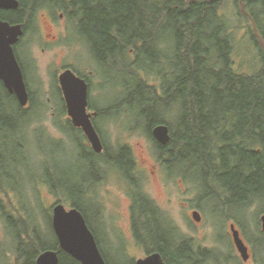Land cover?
Instances as JSON below:
<instances>
[{
	"label": "trees",
	"instance_id": "16d2710c",
	"mask_svg": "<svg viewBox=\"0 0 264 264\" xmlns=\"http://www.w3.org/2000/svg\"><path fill=\"white\" fill-rule=\"evenodd\" d=\"M17 1L16 10L0 9L2 21L21 24L25 33L27 23L41 11L46 9L51 14L59 11L77 29L99 69L126 70L132 87H128V94L118 107L139 111L155 154L167 172L170 173L173 164L189 160L192 170L199 175L196 182L208 191L203 199H214L218 209L223 210L224 220L231 217L245 221L237 213L248 214L247 210L252 207L256 208L255 215H264V11L256 10L264 8V0H239L253 24L249 31L258 68L252 75L234 71L232 56L236 43L233 30L219 14L222 0ZM167 40L172 42L174 82L166 81L159 91L156 84L147 82L145 71L160 74V65L165 68L170 64L169 57L164 54ZM130 54L134 55L131 60L128 59ZM143 55L147 64L141 61ZM164 72V77L171 75L169 70L164 69ZM57 91L60 94V90ZM162 102L166 103L167 111L173 110L178 115L169 118V115L159 114ZM62 108L65 110V104ZM88 108L94 111L91 118L94 128L93 118L98 121L110 116L109 109H95L89 103ZM32 112V108L27 112L20 107L15 96L0 83V173L9 162L8 151L19 149L20 130L24 123H29ZM158 125L168 128L170 141L165 146L158 144L151 135ZM67 127L76 132L70 135L72 138L77 139V133L83 134L70 121ZM95 130L99 135V130ZM104 149L106 154L101 163L121 173L130 187L132 220L137 224L133 234L137 244L147 253L160 254L165 264L207 263L205 256L199 251L193 252L192 246L174 235L171 228L166 235L155 238L150 233L144 235L141 224L155 222V209L134 181L129 150L126 147L110 150L105 146ZM79 151L83 159L97 167L100 156L90 146L86 148L79 143ZM182 174L181 171L174 176L183 179L185 175ZM1 182L0 179V186ZM0 193H3L1 187ZM71 207L83 215L93 233L82 207L77 204ZM6 221L9 224L10 220ZM10 227L12 236L13 227ZM49 227L51 244L44 242L37 231L34 241L25 229L13 232L17 242L22 238L16 250L17 264H35L38 255L46 250L57 253L58 264H79L59 248L51 218ZM95 241L105 263L110 264L96 238ZM255 241L257 246L264 247L261 231ZM28 249H33L31 254Z\"/></svg>",
	"mask_w": 264,
	"mask_h": 264
},
{
	"label": "rangeland",
	"instance_id": "374dc122",
	"mask_svg": "<svg viewBox=\"0 0 264 264\" xmlns=\"http://www.w3.org/2000/svg\"><path fill=\"white\" fill-rule=\"evenodd\" d=\"M256 10L260 12L264 8ZM244 11L241 1L222 0L219 14L233 30L236 43L232 56L234 71L252 75L258 68L249 31L253 24ZM59 14L62 13L51 14L46 9L38 13L27 23L28 30L14 46L32 99L27 112L31 108L33 112L29 114V123H24L20 130L19 149L8 151L9 162L0 173V187L5 193H0V264H17L16 250L22 238L17 242L13 232L20 233L25 229L34 241L37 231L44 242L52 243L49 218L56 203L66 210L73 204L82 207L100 250L110 264H135L146 251L137 244L130 229L132 197L128 183L116 169L101 163L104 155L97 158L100 159L97 161L99 170L83 159L78 152L79 143L86 148L90 146L83 134L77 133V139L70 136L76 132L67 127L70 120L62 108L61 91L60 94L57 91L60 90L57 77L65 67H72L77 76L88 81L91 107L109 109V117L98 121L93 118L103 148L126 147L129 150L134 181L156 210H153L155 222L141 224L144 235L150 233L155 238L166 235L171 228L174 235L187 241L192 248L211 250L217 256L214 259L218 264H240L230 244L229 223H234L252 252L258 249L263 252L264 247L257 246L255 241L260 232L261 215H255L256 208L248 209V214L237 213L245 221L231 217L224 220L223 210L218 209L214 199H203L208 191L196 182L199 175L192 170L189 160L173 164L170 173L167 172L155 154L139 111L118 107L128 94V87H132L131 77L122 68L118 71L99 69L77 29L65 14L62 19ZM45 22L52 24L51 31L47 30ZM52 35H59V42L50 43ZM255 39L258 41L257 36ZM165 45L164 54L169 57L170 64L165 68L161 64L160 74L145 71L147 82L156 84L159 91L163 90L166 81L174 82L172 42ZM133 57L130 54L128 59ZM141 61L148 63L145 55L141 56ZM164 69L171 75L164 77ZM165 105V102L160 104L159 114L169 115V118L178 115L173 110L167 111ZM88 112L94 113L90 108ZM181 171L185 181L174 176ZM99 177H102L101 185L96 182ZM193 211L200 215L199 222L192 218ZM6 219L10 220L9 224ZM8 226L13 227H10L12 236ZM32 251L28 249V254Z\"/></svg>",
	"mask_w": 264,
	"mask_h": 264
},
{
	"label": "water",
	"instance_id": "95a60500",
	"mask_svg": "<svg viewBox=\"0 0 264 264\" xmlns=\"http://www.w3.org/2000/svg\"><path fill=\"white\" fill-rule=\"evenodd\" d=\"M18 7L17 0H0V9L16 10ZM22 34L21 24L11 25L0 19V80L7 92L13 94L19 106L24 108L29 102V94L13 50ZM58 84L71 125L82 131L94 153L101 154L103 145L91 121L94 114L88 112L87 83L71 70H65L58 76ZM151 135L161 146L167 145L170 141L169 131L165 125L155 126ZM192 218L196 222L200 221L197 211L192 212ZM260 227L264 231V215L260 217ZM51 228L59 248L79 264H106L93 233L76 208L66 210L62 204L56 203L51 211ZM230 231L239 254L243 260H247V247L233 224L230 225ZM35 264H58L57 253L52 250L43 251L36 258ZM135 264L165 263L160 254L155 252L137 260Z\"/></svg>",
	"mask_w": 264,
	"mask_h": 264
},
{
	"label": "flooded vegetation",
	"instance_id": "af4514ba",
	"mask_svg": "<svg viewBox=\"0 0 264 264\" xmlns=\"http://www.w3.org/2000/svg\"><path fill=\"white\" fill-rule=\"evenodd\" d=\"M59 17H60V19H62L63 18V14H59ZM45 26H46V28H47V30L48 31H51V26H52V24H50V23H47V22H45ZM24 34V33H23ZM59 35H52L51 36V41H50V43H57V42H59V39H60V37H58ZM18 44V43H17ZM13 50H14V47H13ZM14 54H15V51H14ZM15 56H16V54H15ZM16 59H17V57H16ZM17 61H18V59H17ZM18 63H19V61H18ZM19 66H20V68H21V71H22V74H23V78H24V82H25V74H24V70L22 69V67H21V65H20V63H19ZM65 70H71L74 74H76L75 73V71L72 69V67H65L63 70H62V72L63 71H65ZM77 75V74H76ZM58 78V77H57ZM57 82H58V79H57ZM0 83H2V81L0 80ZM25 84H26V82H25ZM2 85H3V83H2ZM13 95V94H12ZM63 98V97H62ZM63 100V99H62ZM64 101V100H63ZM65 104V103H64ZM29 105L31 106L32 105V103H31V98H30V96H29V102H28V104H27V106L26 107H24L23 109H25V110H28L29 109ZM65 111H66V107H65ZM102 155H104L105 154V149H104V151L101 153ZM101 154H98V155H101ZM97 161H100V159L99 160H97ZM99 162H97V167L96 168H98V170H99ZM100 179H102V177H99V178H97L96 179V182L98 183V185H101L102 184V181L100 180ZM100 213V212H99ZM98 218H99V215H98ZM129 222H130V229H132L133 230V227L134 226H136L137 224H135V223H133V220H132V211H131V209H130V220H129ZM231 224H233L234 225V227H235V229L239 232V236H240V238L242 239V241L244 242V245L247 247V253H248V258H247V260H243L242 259V257H241V255L239 254V252H238V250H237V248H236V246H235V244H234V242H233V238H232V234H231V231H230V225ZM139 225V224H138ZM261 231V233L262 234H264V231H262V230H260ZM133 233V232H132ZM133 235V237H134V234H132ZM229 235H230V244H231V247H232V251H234V253H235V255H236V257H237V259H238V261L240 262V264H264V251L263 252H259V250L260 249H258V251H256V252H252V248L250 247V245L246 242V241H244V239L242 238V235H241V233H240V231L237 229V227H236V225L234 224V223H229ZM120 250V249H119ZM121 251V250H120ZM192 251L193 252H197V251H199L200 252V254L202 255V256H205L206 258H207V263H204V264H218V261H216V259H214V258H216L217 256H215V255H213V253H212V251L211 250H209V249H194V248H192ZM153 252H151V253H147L146 251H144V257H146L147 255H150V254H152ZM127 256V255H126ZM198 256V255H197ZM143 257V258H144ZM216 261V262H215ZM220 262H221V260H220Z\"/></svg>",
	"mask_w": 264,
	"mask_h": 264
},
{
	"label": "bare ground",
	"instance_id": "6f19581e",
	"mask_svg": "<svg viewBox=\"0 0 264 264\" xmlns=\"http://www.w3.org/2000/svg\"><path fill=\"white\" fill-rule=\"evenodd\" d=\"M99 249V248H98Z\"/></svg>",
	"mask_w": 264,
	"mask_h": 264
}]
</instances>
